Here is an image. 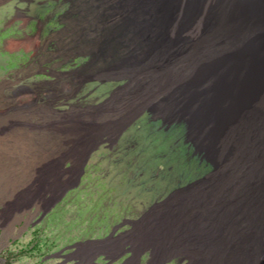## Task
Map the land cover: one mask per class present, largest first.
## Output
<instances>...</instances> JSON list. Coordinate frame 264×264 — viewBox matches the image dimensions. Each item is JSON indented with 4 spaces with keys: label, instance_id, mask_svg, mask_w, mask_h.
<instances>
[{
    "label": "rangeland",
    "instance_id": "374dc122",
    "mask_svg": "<svg viewBox=\"0 0 264 264\" xmlns=\"http://www.w3.org/2000/svg\"><path fill=\"white\" fill-rule=\"evenodd\" d=\"M79 17L75 0H0V260L191 264L135 247L145 217L214 167L182 122L145 108L109 138L101 114L128 79L88 68L87 41L65 37ZM193 253L201 260V246Z\"/></svg>",
    "mask_w": 264,
    "mask_h": 264
},
{
    "label": "bare ground",
    "instance_id": "6f19581e",
    "mask_svg": "<svg viewBox=\"0 0 264 264\" xmlns=\"http://www.w3.org/2000/svg\"><path fill=\"white\" fill-rule=\"evenodd\" d=\"M75 5L80 17L65 37L87 41L91 71L106 65L128 79L101 114L109 138L145 108L182 122L214 167L145 217L135 250L152 247L155 262L183 251L191 264H264V0Z\"/></svg>",
    "mask_w": 264,
    "mask_h": 264
},
{
    "label": "trees",
    "instance_id": "16d2710c",
    "mask_svg": "<svg viewBox=\"0 0 264 264\" xmlns=\"http://www.w3.org/2000/svg\"><path fill=\"white\" fill-rule=\"evenodd\" d=\"M7 256L3 257L0 260V264H11L12 260L10 259L11 254H6Z\"/></svg>",
    "mask_w": 264,
    "mask_h": 264
},
{
    "label": "water",
    "instance_id": "95a60500",
    "mask_svg": "<svg viewBox=\"0 0 264 264\" xmlns=\"http://www.w3.org/2000/svg\"><path fill=\"white\" fill-rule=\"evenodd\" d=\"M79 180V177H77V179H76V183H77V181ZM64 189V188H63ZM62 189V190H63ZM67 190V188H65L60 194H59V196H58V200H60L61 198H62V196H63V194L65 193V191ZM52 205H54V203L52 204ZM96 241H98V240H96ZM80 242H78L77 244H75L76 246L79 244Z\"/></svg>",
    "mask_w": 264,
    "mask_h": 264
}]
</instances>
